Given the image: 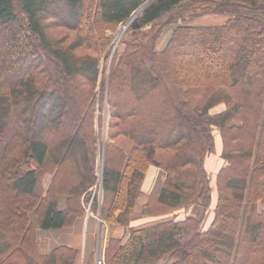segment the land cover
I'll list each match as a JSON object with an SVG mask.
<instances>
[{"label":"trees","instance_id":"1","mask_svg":"<svg viewBox=\"0 0 264 264\" xmlns=\"http://www.w3.org/2000/svg\"><path fill=\"white\" fill-rule=\"evenodd\" d=\"M129 20L108 73L98 204L95 89L102 119L107 32ZM153 167L161 184L144 194ZM143 195L141 215L162 217L110 236L100 264H264V0H0V264H95L94 250L45 248L39 230L88 205L128 225ZM190 204L200 212L176 215Z\"/></svg>","mask_w":264,"mask_h":264},{"label":"crops","instance_id":"2","mask_svg":"<svg viewBox=\"0 0 264 264\" xmlns=\"http://www.w3.org/2000/svg\"><path fill=\"white\" fill-rule=\"evenodd\" d=\"M216 152L219 153V148ZM162 177L163 174L160 169L156 167L150 168L143 180V193L149 194L156 192L160 187ZM144 196L146 195L138 198L136 205V216L128 225L105 222L102 227H99V221L96 216L98 215V210L94 211L88 205L84 216L80 220L78 219L74 225L58 229L43 230L48 232L47 237L44 238L40 237V233H38V238L41 242V245L47 248L53 244L61 243L80 250V256H88L93 250L96 252L97 247L100 246V241L104 244L110 236H117L122 238V240H125L128 236L129 226L143 225L153 221L156 218L162 217L141 215V206L146 198ZM190 206L193 205L190 204L180 210H177L176 215L184 217L186 214H188V212H186L187 207ZM210 209L211 212L209 217L205 218L206 225H209L212 221L213 212L211 207Z\"/></svg>","mask_w":264,"mask_h":264},{"label":"rangeland","instance_id":"3","mask_svg":"<svg viewBox=\"0 0 264 264\" xmlns=\"http://www.w3.org/2000/svg\"><path fill=\"white\" fill-rule=\"evenodd\" d=\"M139 12H140V10H138L134 14V16L132 18L136 17ZM82 14L83 15L81 17V21L84 20L85 12H83ZM205 16L208 17L207 15H204V17ZM213 16H216L215 18L213 17L214 18L213 20L220 21L222 19V16H220V15H214L213 14ZM201 18H203V17H201ZM130 21L131 20H129V21L125 22V23H120L119 25L116 26L115 30L108 29L109 31L107 32V35L110 37L109 44H108V48L110 47V51H108V49H106V52L108 53V55L106 56V59H104L103 58L104 56H102V61L100 62L101 63L100 74L102 72H104L105 73V77H106L105 89H104V94H103L104 95L103 109L101 110L102 119L99 118V116H100L99 106L101 104V100H100L101 97L99 96V87L97 86L96 89H95V91H96V94L94 96L95 97L94 104L96 106L94 108L95 133L98 134V139H101V144L98 142L97 149H96V184H97V188L95 187L96 189H94L96 199H98V204H100V202L102 200V195H103V189H102V172H103V164H104L103 163V161H104V151H103L104 149H103V147H104V142H105V140L107 138L108 117H109L108 101H107L108 73H109V68H110V65H111V60H112L113 54L116 51H122L123 50L124 46H123L122 42L128 36V33H129L128 32V30H129L128 29V27H129L128 25H129ZM172 26L167 27L164 30V32L162 33V35L159 38V40L157 41V46H158L159 49L164 47V45L167 42L169 36L171 35L172 29H173ZM149 28H150V26L147 25L145 27V30H148ZM58 31H59V29H58ZM103 65H104V67H103ZM28 68H29V66L26 69H28ZM14 78H17L16 74L14 75ZM125 95L119 93V97H122V96H125ZM75 97L74 96L70 97V99H71L70 103L74 102ZM71 110H72V108H70V105H68V107H66V109H65V111L63 113V118L65 120L72 119L73 114H72ZM54 117L55 116H50L51 120H54ZM162 117H165V116H162ZM150 128L151 127H148V129H150ZM74 132H75L74 128H71L69 134H64L66 136H63V135L62 136L65 138V137H67L69 135L74 134ZM81 137H83V135ZM219 163H220V161H219V153L218 152L210 154L206 158V168L208 169L209 175L212 178H213L215 170L219 166ZM200 202L201 201L198 202V205L200 206V208H202L201 207L202 206V202L201 203ZM97 210H98V215H96V216H97V219L99 221V227H102L103 224L105 223V220H103V218L101 217L99 206H98ZM186 212H188V214L189 213H195L196 214V212H200V210L198 209V207L193 205V206L187 207ZM210 212H211V209L208 210V212L206 214V218L209 217ZM39 233H40L39 236L42 237V238L47 237V235H48V232L47 231H43V230H39ZM104 244L100 241V246L97 247L96 256H95V264H100V263H98V259H99V257L102 254H100V256H99V252L102 253V248L104 247ZM99 250H101V251H99Z\"/></svg>","mask_w":264,"mask_h":264},{"label":"built area","instance_id":"4","mask_svg":"<svg viewBox=\"0 0 264 264\" xmlns=\"http://www.w3.org/2000/svg\"><path fill=\"white\" fill-rule=\"evenodd\" d=\"M95 187L97 188V184H95L94 189H96ZM93 193H95L94 190H93ZM102 260H103V259H102V255H101V256L99 257V259H98V263H102Z\"/></svg>","mask_w":264,"mask_h":264}]
</instances>
